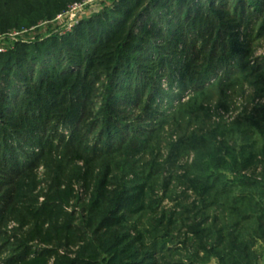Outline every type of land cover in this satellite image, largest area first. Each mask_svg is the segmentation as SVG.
<instances>
[{"label": "trees", "instance_id": "obj_1", "mask_svg": "<svg viewBox=\"0 0 264 264\" xmlns=\"http://www.w3.org/2000/svg\"><path fill=\"white\" fill-rule=\"evenodd\" d=\"M88 1L0 0V264H258L264 0Z\"/></svg>", "mask_w": 264, "mask_h": 264}, {"label": "rangeland", "instance_id": "obj_2", "mask_svg": "<svg viewBox=\"0 0 264 264\" xmlns=\"http://www.w3.org/2000/svg\"><path fill=\"white\" fill-rule=\"evenodd\" d=\"M76 7L70 11V13L66 14L62 18H60V22L58 23L57 29H60L62 32L70 30L75 23H77L78 20H80L82 17L90 16L95 11L101 8V5L96 4L95 1L91 0L90 2L82 3V6L80 5V8ZM75 14V16H73ZM46 29L45 27H42L41 32L45 33ZM19 33L14 32L11 34V37L17 36ZM33 35V34H32ZM31 35V36H32ZM8 36L0 35V48H2L4 44H6L8 41ZM257 43V42H256ZM256 46L253 49V53L255 56H264V39H262L260 42L255 44ZM258 264H264V255L259 261Z\"/></svg>", "mask_w": 264, "mask_h": 264}, {"label": "built area", "instance_id": "obj_3", "mask_svg": "<svg viewBox=\"0 0 264 264\" xmlns=\"http://www.w3.org/2000/svg\"><path fill=\"white\" fill-rule=\"evenodd\" d=\"M80 5L82 6V4H78V5L73 6L72 9H74V8H76V7H79V8H80ZM79 8H78V9H79ZM72 9H71V10H72ZM69 13H70V12H69ZM73 16H75V14H73Z\"/></svg>", "mask_w": 264, "mask_h": 264}]
</instances>
